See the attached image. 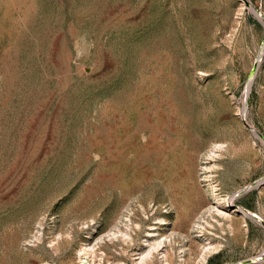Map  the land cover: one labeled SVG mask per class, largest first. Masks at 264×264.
Segmentation results:
<instances>
[{"label": "rangeland", "instance_id": "obj_1", "mask_svg": "<svg viewBox=\"0 0 264 264\" xmlns=\"http://www.w3.org/2000/svg\"><path fill=\"white\" fill-rule=\"evenodd\" d=\"M0 264H264V0H0Z\"/></svg>", "mask_w": 264, "mask_h": 264}]
</instances>
